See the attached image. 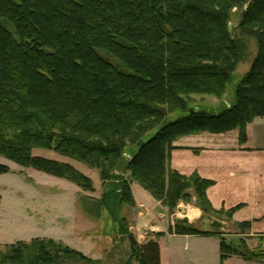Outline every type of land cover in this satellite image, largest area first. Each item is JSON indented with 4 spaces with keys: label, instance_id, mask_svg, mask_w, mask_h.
Here are the masks:
<instances>
[{
    "label": "trees",
    "instance_id": "16d2710c",
    "mask_svg": "<svg viewBox=\"0 0 264 264\" xmlns=\"http://www.w3.org/2000/svg\"><path fill=\"white\" fill-rule=\"evenodd\" d=\"M236 9L242 15L233 24ZM250 40L258 52L233 106L220 114L196 106L198 97H223ZM262 115L264 0H0V155L94 191L73 164L35 154L49 149L117 181L97 200V217L105 208L117 219L113 203L135 204L128 172L170 210L193 190L207 217L218 213L207 195L213 180L172 168L174 143L234 129L243 142ZM9 170L0 164V174ZM171 232L218 234L223 257L253 259L221 232ZM130 243L140 264H162L157 240ZM81 260L93 261L54 239L0 250V264Z\"/></svg>",
    "mask_w": 264,
    "mask_h": 264
},
{
    "label": "rangeland",
    "instance_id": "374dc122",
    "mask_svg": "<svg viewBox=\"0 0 264 264\" xmlns=\"http://www.w3.org/2000/svg\"><path fill=\"white\" fill-rule=\"evenodd\" d=\"M233 13L232 20L235 24L240 19L242 10L236 9ZM248 44L246 59L238 64L223 97L208 95L198 97L196 106L211 114H220L233 106L240 81L249 72L258 52L254 40H250ZM35 154L73 164L93 180L94 191L84 190L65 178L23 167L0 155V164L10 168L9 172L0 174V250L21 240L31 242L35 238L54 239L93 259L92 262L81 260L67 264H140L131 253L130 236L137 240L138 236L133 229L136 224L134 218L138 212H147L146 208H138L136 200L133 206L118 205L116 202L113 203L116 204L115 206H111L117 219H114L105 208H102L100 216L97 217L100 208L97 200L103 198L107 187H113V184L118 182L105 183L100 178L98 170L91 169L56 151L37 149ZM127 178L131 182V189L134 183L135 191L142 189L145 194L148 192L138 182L131 181L129 172ZM188 192L190 199L180 200L173 210L155 198L160 203L153 207L152 216L155 217L153 231L146 228L144 232H151L155 240L159 241L162 264H264V243H252V247H249L239 241L240 244L237 245L239 251L253 259L244 258L239 254L223 257L220 239L207 240L200 234L172 233L171 230L175 231L178 225L200 230L208 229L223 234L239 233L237 227H227L226 213L211 214L213 219L222 222L221 228H215L208 223L207 215L203 211L199 222H194V218L185 215L184 212L190 209H195L197 212V208L202 210L195 192L193 190ZM137 196L140 198L139 195ZM122 218H125L124 225ZM185 218L189 221L184 222ZM232 239L234 238L227 239L228 244L232 243Z\"/></svg>",
    "mask_w": 264,
    "mask_h": 264
},
{
    "label": "crops",
    "instance_id": "0c3cea01",
    "mask_svg": "<svg viewBox=\"0 0 264 264\" xmlns=\"http://www.w3.org/2000/svg\"><path fill=\"white\" fill-rule=\"evenodd\" d=\"M246 137L242 142L238 129L186 135L175 141L170 162L172 168L181 174L189 176L198 173L214 181V185L207 190L211 204L220 213L227 214L225 223L228 228L234 226L239 229V233L224 234L225 240L232 237L233 244L239 245L240 241L252 247V243H264V115L248 123ZM133 184L132 191L138 208L145 207L147 211L138 212L134 218V233L138 236L137 241L143 244L156 239L151 232L145 233L144 229L153 231V207L160 202L149 192L152 200L142 189L135 191ZM197 210L194 222H199L203 215L202 210ZM188 211L184 212L185 215H188ZM240 224L249 226L240 228ZM204 238L220 239L221 242L218 234L204 235Z\"/></svg>",
    "mask_w": 264,
    "mask_h": 264
},
{
    "label": "water",
    "instance_id": "95a60500",
    "mask_svg": "<svg viewBox=\"0 0 264 264\" xmlns=\"http://www.w3.org/2000/svg\"><path fill=\"white\" fill-rule=\"evenodd\" d=\"M190 111H191V113H193L195 111V109H191ZM207 220L209 221L208 223H210L215 228H221L222 227V222H220L219 220L213 219L211 216H208ZM188 221H189L188 218L184 219V222H188ZM206 231H210V230L206 229Z\"/></svg>",
    "mask_w": 264,
    "mask_h": 264
},
{
    "label": "bare ground",
    "instance_id": "6f19581e",
    "mask_svg": "<svg viewBox=\"0 0 264 264\" xmlns=\"http://www.w3.org/2000/svg\"><path fill=\"white\" fill-rule=\"evenodd\" d=\"M187 216H189V217H191V218H194V217L197 216V211H196L195 209H190V210L188 211V215H187Z\"/></svg>",
    "mask_w": 264,
    "mask_h": 264
}]
</instances>
